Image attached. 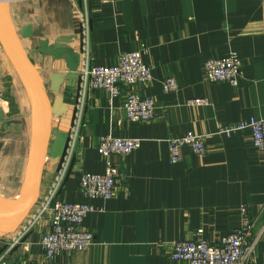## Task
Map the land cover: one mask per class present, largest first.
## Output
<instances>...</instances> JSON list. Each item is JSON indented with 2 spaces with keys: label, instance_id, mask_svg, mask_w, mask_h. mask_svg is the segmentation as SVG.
Returning a JSON list of instances; mask_svg holds the SVG:
<instances>
[{
  "label": "crops",
  "instance_id": "1",
  "mask_svg": "<svg viewBox=\"0 0 264 264\" xmlns=\"http://www.w3.org/2000/svg\"><path fill=\"white\" fill-rule=\"evenodd\" d=\"M5 8L48 90L50 76L68 70L65 60L38 53L39 43L54 46L65 39L82 54V15L90 24L94 66H113L122 54L141 51L152 78L146 86H122L112 101L103 90L89 95L79 148L57 198L95 207L82 225L93 233L94 243L50 260L40 245L49 230L43 222L19 244H13L19 230L0 237V259L5 255L0 264H183L172 259V243H216L239 227L243 206L255 222L250 241L256 262L264 264V151L254 147L249 130L220 133L221 127L264 118V0H6ZM24 29L29 37L22 36ZM231 52L242 61L238 85L210 82L205 63ZM170 77L176 78L178 90L165 93L163 81ZM131 91L155 100L151 121L127 120L123 105ZM78 93L79 78L62 85L60 95L70 109L62 117L51 115L52 139L69 133ZM12 98L23 115L9 112ZM48 98L52 107L56 95ZM196 100L205 102L194 104ZM0 109V203L15 207L28 173L33 115L23 82L1 44ZM191 132L206 139V154L184 147L181 160L173 163L169 141ZM109 135L139 139L141 145L128 155L113 156L120 171L114 198L85 199L81 174L105 172L97 148L100 137ZM59 163L46 160L37 204Z\"/></svg>",
  "mask_w": 264,
  "mask_h": 264
},
{
  "label": "built area",
  "instance_id": "2",
  "mask_svg": "<svg viewBox=\"0 0 264 264\" xmlns=\"http://www.w3.org/2000/svg\"><path fill=\"white\" fill-rule=\"evenodd\" d=\"M81 17L84 46L78 70L79 93L73 123L68 133L67 148L45 197L35 206L30 219L19 229L18 237L13 243L14 245L21 243L24 237L43 222H48L49 230L43 234L40 245L50 260L63 254L85 251L94 243L93 233L83 230L82 225L88 215L96 211L95 207L89 202L68 203L57 198L79 148L90 93L94 90L106 91L112 101L120 95L122 86L128 88L146 86L152 78V68L144 63L141 51L122 54L118 63L113 66H94L87 38L90 31L89 20L84 15ZM204 69L207 79L214 83L227 82L237 86L243 76L242 61L236 52H231L222 59L207 61ZM163 89L165 93L176 92L178 90L176 78L165 79ZM203 102L205 101H193L194 104ZM123 111L131 123L148 122L156 115V102L151 97H143L131 91L125 98ZM246 130L252 134L254 147L263 152L264 118H253L247 122L221 127L220 133L231 136ZM140 145L139 139L114 138L111 135L100 137L97 149L105 162L106 170L103 174L88 172L81 174L80 192L83 197L88 200L114 198L120 171L112 158L114 155H128L136 151ZM169 147L173 163L181 160V150L184 147H189L197 155H205L207 152L206 139L192 132L182 138L170 140ZM240 215L239 227L214 244L202 239L172 243V259L183 264H258L255 259V243L250 241L255 222L249 207H241Z\"/></svg>",
  "mask_w": 264,
  "mask_h": 264
},
{
  "label": "water",
  "instance_id": "3",
  "mask_svg": "<svg viewBox=\"0 0 264 264\" xmlns=\"http://www.w3.org/2000/svg\"><path fill=\"white\" fill-rule=\"evenodd\" d=\"M5 1L0 0V44L8 55L15 71L19 75L27 91L32 106L33 137L29 159L28 173L21 198L15 207H7L0 203V237L16 233L26 222L37 204L40 191V180L46 160H61L68 144L69 134L59 132L54 139L51 135V115L62 117L69 112V105L60 95L61 87L66 81L79 78L81 64L80 53L69 47L68 41L60 40L54 46L47 41L39 43L37 52L52 57L56 61L65 60L68 73H54L50 76V88L30 62L25 53L18 34L14 29L5 8ZM23 37H29L27 30ZM48 94L56 95L53 106ZM4 119V111L0 109V122ZM0 143V149H1Z\"/></svg>",
  "mask_w": 264,
  "mask_h": 264
},
{
  "label": "rangeland",
  "instance_id": "4",
  "mask_svg": "<svg viewBox=\"0 0 264 264\" xmlns=\"http://www.w3.org/2000/svg\"><path fill=\"white\" fill-rule=\"evenodd\" d=\"M8 107H9V112L11 113V114H17L18 112H20V110L18 109V106H17V103L15 102V99L14 98H12V100L11 101H8ZM20 115H23V113H19ZM14 130H18V128H14Z\"/></svg>",
  "mask_w": 264,
  "mask_h": 264
}]
</instances>
